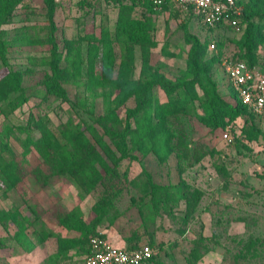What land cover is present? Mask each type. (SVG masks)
<instances>
[{
    "label": "rangeland",
    "instance_id": "obj_1",
    "mask_svg": "<svg viewBox=\"0 0 264 264\" xmlns=\"http://www.w3.org/2000/svg\"><path fill=\"white\" fill-rule=\"evenodd\" d=\"M56 2L58 6L52 19L56 26V45L59 48L65 45L62 50L69 52L80 46L83 62H88L93 49L82 37L84 32L98 36L106 27L108 34L115 37L119 3L113 0ZM132 15L145 19L150 37L146 65L140 47H133V77L143 82L150 80L145 95L167 102L169 94L183 87V81L192 79L188 70L192 41H212L220 35L217 31L207 30L195 13H181L173 7L149 12L136 5ZM49 23L43 0H27L16 6L11 19L1 24L0 30L12 43L16 31L27 29L33 35ZM30 26L37 30L28 28ZM223 32L228 38H238L242 34ZM210 50L196 51L197 60L200 58L198 63L210 72L219 93L229 97L230 89L224 81L223 69L220 66L213 69V64L206 62L215 52ZM236 50L234 42H225L226 54ZM121 52L116 43L113 60L107 61L113 62L114 68L120 65ZM5 60L11 71L23 76L21 91L0 89V142H8L12 155L20 152L18 128L27 126L29 114L36 112L32 106L41 105L57 123H65L71 115L76 116L82 120L87 138L78 158L93 163L102 177L88 192L83 183L69 181L47 166L43 167L45 185L31 175L12 188H6L0 180V207L18 209L24 217L19 229L11 224L0 225V239L5 246L0 249V264H83L85 242L68 247L59 260L55 255L58 238L76 241L81 235L80 231L57 223L58 214L73 209L81 212L94 233L104 234L113 244L149 241L156 249L151 264H264V119L255 117L260 135L258 139L248 141L241 136V117L225 128L206 123L200 118L204 112L199 107V99H194L191 107L177 106L178 116L165 117L170 133L167 157L158 158L151 151L142 156L135 151V159L117 161L120 153L105 136L104 89L78 90L76 79L63 71L59 78L62 96L41 94L45 90L43 80L51 73L43 62L51 61L45 46L39 43L9 45ZM97 60L103 62L100 55ZM7 71L4 67L0 77ZM197 80L191 93L199 98L206 92L199 77ZM80 99L85 102V107L81 108ZM135 104L136 96H133L116 111L123 123L126 109ZM89 125L94 133L86 129ZM225 132L233 137L232 143L226 142ZM99 139L114 149L115 157L104 153ZM29 161L38 163L41 159L30 153ZM178 182L184 183L185 198L176 202L173 199L176 192L171 188ZM152 184L170 188L161 194L157 192L154 215L152 210L146 211L144 207L152 203ZM39 226L51 231L52 235L42 244L35 245L34 232L40 229ZM16 230L23 232L15 236Z\"/></svg>",
    "mask_w": 264,
    "mask_h": 264
},
{
    "label": "trees",
    "instance_id": "obj_2",
    "mask_svg": "<svg viewBox=\"0 0 264 264\" xmlns=\"http://www.w3.org/2000/svg\"><path fill=\"white\" fill-rule=\"evenodd\" d=\"M24 1L27 0H0V25L9 21L16 6ZM113 1L119 3L115 37L113 38L111 34H108L106 27L100 30L98 36H95L93 32H84V36L82 37L85 39L87 45L93 49V54L88 57V62H83L82 48L80 46L68 52L62 50L65 45L62 48L56 45V26L52 19L58 6L56 0H43L50 23L40 27L39 30L35 29L34 26L28 27L37 30L34 31L33 35L28 33L27 29L16 31V36L13 38V42L10 43L5 37V32L0 30V72L4 67L8 68L7 73L3 77H0V89L11 88L18 92L22 90L20 84L23 74L10 70L9 63L5 60L7 47L9 45L18 47L39 43L45 46V50L51 61L43 62V64L48 65L51 73L46 74L43 80L45 90L41 94L47 93L58 97L62 96L63 92L59 84V78L63 71L76 79L78 90L96 91L102 88L106 91L104 97L105 114L103 116V121L107 124L105 136L112 141L114 149L120 153L117 161L135 159V151L142 156L151 151L158 158L167 157L170 154V133L165 117L166 115L178 116L177 106L191 107L194 99H199V107L204 112L200 116L202 121L215 123V125L225 128L230 122L241 117L243 119V125L240 128L241 136L248 141L259 138L260 129L255 122V116L240 102L229 85H227L230 89L229 97L219 93L217 83L210 72L198 63L200 58L197 60L196 51L199 53L200 49L210 50L209 44L213 41L215 49L210 51L215 52L212 53L206 62L213 64V69H216L221 65L222 57L227 55L224 51L225 42L231 40L237 48L234 53H231L234 59H243L249 65L263 63L264 0H236L237 5L242 11L241 16L237 20L242 33L238 38L236 36L228 38L229 36L223 32V30L235 32L234 27L227 18H224L213 27L205 26L209 31H217L220 37L216 40L204 41L202 43L195 39L192 41L191 59L188 69L189 73L192 74V79L187 82L183 81V87L179 91L169 94L167 102H160L158 99L146 96L145 92L150 88L151 81L145 80L143 82L134 78L131 67L134 60L133 47L136 45L140 47L141 56L144 60L143 64H147L146 57L150 41L145 19L132 15L134 6L140 5L149 12L158 11L152 9L149 0ZM166 7L173 6L166 4L163 9ZM235 34L237 33L235 32ZM116 43L120 45L122 50L120 54L121 62L118 68L113 67V62H107L113 60V47ZM99 55L103 58V62H97ZM101 69V72H97ZM26 75L28 74L26 73ZM197 77L200 78L206 92L205 96L199 98L191 93L196 83H198ZM170 92L172 90H169ZM133 96H136V104L134 107L126 109V118L123 123L117 117L116 111L124 106L125 102ZM44 98L47 97L45 96ZM80 101H82L81 108L85 107L83 99H80ZM40 106L39 104L34 107L32 106L36 112L32 111L29 114L27 126L18 128L20 135L17 136V140L21 147L18 154L12 155L10 153L8 142H0L1 182L6 188H12L25 177L31 175L40 184L45 185L46 176L43 167L47 166L53 173L62 174L69 181L78 184L80 182L83 183L86 186L87 192L93 190L96 182L102 175L93 163L78 158V152L82 149L87 139L85 131L82 129V120L71 115L67 122L57 123ZM6 107L8 108V106ZM4 113L7 114L8 112L5 111ZM86 129L91 133L95 131L90 125ZM9 130L10 128H8ZM99 142L104 153L112 158L115 157L113 148L103 142V139H99ZM30 153L38 155L41 161L31 163L29 161ZM104 166L107 167V164H104ZM152 187H154L152 190V203L146 204L144 207L146 211L151 212L152 210V215H154L157 212L155 211L157 192L161 194V192H164L163 190L167 191L170 188L156 184H152ZM171 189L176 192L173 196L174 201L179 202L185 198L183 182L174 184ZM23 220L24 217L18 209L6 210L0 207L1 226L7 227L11 224L13 227L19 229V225ZM57 223L67 229L78 230L81 232V235L76 241L69 238H58L57 251L55 253L56 260H59L60 256L66 254L68 247H76L81 242L86 243L83 252L85 255L88 251L90 236L98 233H94V229L89 227L86 221L83 220L81 212L78 209H73L66 214H58ZM39 227L40 229L34 232L35 245L42 244L52 235L51 231L46 230L42 226ZM23 230H16L15 236H18ZM147 242L150 243L149 241ZM137 245L139 244L125 246L132 248ZM4 247V241L0 239V249ZM155 256L151 259L150 264Z\"/></svg>",
    "mask_w": 264,
    "mask_h": 264
},
{
    "label": "built area",
    "instance_id": "obj_3",
    "mask_svg": "<svg viewBox=\"0 0 264 264\" xmlns=\"http://www.w3.org/2000/svg\"><path fill=\"white\" fill-rule=\"evenodd\" d=\"M152 9L159 11L171 4L179 12H193L206 27H213L227 18L236 32H241L238 18L242 11L236 0H149ZM214 42L209 49H214ZM264 57V52H263ZM227 84L233 89L240 102L257 118L264 119V62L249 65L243 59H234L232 54L222 57ZM227 143L233 142L229 132L224 133ZM156 255V249L148 242L127 248L113 244L104 234L98 233L89 238L88 251L83 264H149Z\"/></svg>",
    "mask_w": 264,
    "mask_h": 264
},
{
    "label": "crops",
    "instance_id": "obj_4",
    "mask_svg": "<svg viewBox=\"0 0 264 264\" xmlns=\"http://www.w3.org/2000/svg\"><path fill=\"white\" fill-rule=\"evenodd\" d=\"M223 77H224V81H225V83H226V85H228L227 84V81H226V78H225V76L223 75ZM110 240V239H109ZM111 241V240H110ZM116 242V241H115ZM147 242V241H146ZM144 243V242H143ZM138 244H141V243H138ZM115 245H118V244H115ZM118 246H125V245H121V244H119ZM126 247V246H125Z\"/></svg>",
    "mask_w": 264,
    "mask_h": 264
}]
</instances>
